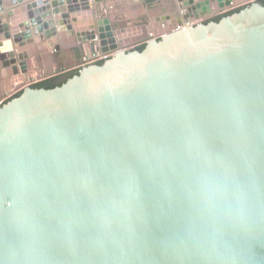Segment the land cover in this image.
Masks as SVG:
<instances>
[{"label": "water", "instance_id": "95a60500", "mask_svg": "<svg viewBox=\"0 0 264 264\" xmlns=\"http://www.w3.org/2000/svg\"><path fill=\"white\" fill-rule=\"evenodd\" d=\"M3 1L0 44L16 46L0 52V76L11 68V83L28 79L35 51L92 39L54 17L62 0L46 1L42 24L34 0ZM86 1L62 12L94 20L92 1L103 0ZM179 1L192 17L209 1L213 13L233 6ZM96 21L114 42L110 19ZM42 31L47 47L31 40ZM0 264H264V5L0 105Z\"/></svg>", "mask_w": 264, "mask_h": 264}, {"label": "rangeland", "instance_id": "374dc122", "mask_svg": "<svg viewBox=\"0 0 264 264\" xmlns=\"http://www.w3.org/2000/svg\"><path fill=\"white\" fill-rule=\"evenodd\" d=\"M162 1L164 3L163 4L164 7H167V8L172 7L173 11L176 12L174 16L172 15V17H170L173 27L176 29L179 27L185 26V25H190V24L195 25L200 22H205L206 20H210L212 17L223 14L227 11H230V10H233L239 7H247L255 2H258V0H236V2L234 1V4L231 8H228L223 11L215 12L203 18L196 19L188 15V13L185 12L183 9L180 11L177 8L178 5H176L175 3L176 1L174 0H162ZM147 4L151 5V3H147ZM114 7L115 6H111V9H108L106 13L103 14V16H106L107 18L110 19L114 34L117 36L118 41L120 43V47L123 48L124 51H132L137 46L141 44H146L149 40L159 39L163 34H166L168 30H171L170 28H168L167 23L169 21L167 19H163L160 17L157 19H154L153 17H151L150 15L151 12L149 11L151 7L148 9V11H146L145 9L146 5L144 4V2H143L144 8L143 7H138V8L128 7L125 9H119L118 8L119 5L116 6V8ZM152 8L160 9L161 7L152 6ZM94 12L95 14L97 13L96 11ZM160 13L161 12H158V14ZM96 15H99V14H96ZM158 21L165 22L167 25L162 24L160 27H157L156 30L158 31V33L155 34L154 33L155 29L152 27V23L158 22ZM145 26L148 28V31L150 30L149 33H147L146 37L143 36V30H142V28ZM132 27L138 28V33L140 34H137L136 36L132 35V37L122 36L124 31L126 32ZM81 44L82 43L78 42L77 45L71 46L68 48H63L62 46L57 52H55V54L53 50L49 52L47 51L46 48L35 51L33 54L34 55L33 57H35V61L32 58H28L27 62L29 64L34 63L36 67H38V69H36V71L34 70L32 73H29L28 79H25L24 77L19 78V76H21L19 75L15 77L14 81H12L11 83L12 85L1 87L2 89L0 88V91L1 90H4V91H1V94H0V105L4 100L12 97L16 92L20 90L23 91L26 87L30 86L31 84L37 81L57 75L62 72L64 73L66 71H69L75 68H83L85 66L92 65L97 60L110 56V55L103 56L99 53V51H96V50L95 51L91 50L90 52H87L86 54V52L82 50ZM52 59H55L56 61L60 59V61L62 62L60 65L62 67L61 70L58 67H56L53 70L52 67L48 66L49 62ZM63 67H66V68H63ZM5 73L6 74L8 73V75H10L8 70L4 71L1 73L2 76H0V80L3 81V78L4 79L8 78V77H4Z\"/></svg>", "mask_w": 264, "mask_h": 264}, {"label": "bare ground", "instance_id": "6f19581e", "mask_svg": "<svg viewBox=\"0 0 264 264\" xmlns=\"http://www.w3.org/2000/svg\"><path fill=\"white\" fill-rule=\"evenodd\" d=\"M62 1H61V3L57 4L56 7H55L57 10H59V13L57 14V16L54 15L55 18L58 17L59 19H62V21L64 23L69 22V23H71V25L73 27H74V24H76V26L78 28L77 31L79 30L78 31V34H79L80 38H82V39L92 38V39L97 40L98 45L100 46V54L101 55H103V56L111 55V54H114L115 55V54H119V53L122 52L123 48L120 47V43L118 41L117 36L114 34V31H113V35H114V38H115V41L114 42L116 44H114V42H112L111 38L109 37L108 32L106 30V26H105V24L103 22H99V25H98L96 19L94 18L95 21L94 20H91V18L89 16H87L88 15V12L82 11V9H79V10H76V11L72 12L70 16L69 15L66 16L64 14L65 12H62V10L64 8L67 9L68 6L78 5L81 2L82 3L83 2H87L86 0H83V1L82 0H62ZM185 1H187V0H185ZM230 1L231 2L226 3L225 0H222L223 6H222L221 9H225L227 7H230L231 5L234 4V1L235 0L234 1L233 0H230ZM1 2H2L1 7L3 9H5L3 12H0V16H3V15H6L7 14V9L5 7L4 1L2 0ZM6 2H9V4L11 5V3L13 2V0H8ZM198 2H200V1H198ZM18 7L19 6H17L16 8H18ZM36 7L38 9L43 8L44 10H42L41 12L44 14L43 16H45L44 18H42L40 15L39 16H36L34 18V20H36L37 17L39 18V21L36 20L37 24H42L43 23V19H49L50 17H52L48 13V12L51 13V10H52V8L49 7V3L44 2L43 4H39L38 2H36ZM217 8H218L217 5L216 6H212V3L209 1V9L210 10L208 9L207 12H205V13H203V12L202 13H198V15L195 16L194 18L197 19L199 17H203V16L205 17L207 15H211V14H213V12ZM5 12H6V14H5ZM62 21H58V22L60 24H63ZM190 25H192V24H190ZM168 28H170L171 30L176 29L174 27H169V26H168ZM137 30H138V28H137ZM171 30H168L167 32H169ZM37 31H39V30L37 29ZM130 32L134 36H136L137 34H139V33H136V29H130V30H127L126 32L124 31L123 34H122V36L130 37ZM21 33L24 34L23 32H21ZM27 33H31V31L30 32H27ZM11 35H12V31H11ZM44 35H45L44 31H42L40 34L37 33L36 36H34L33 39H32V36L29 34V36H31V40H33L34 44H38L39 43V46L40 47H47V46H49L48 45V42H50L51 39H46ZM132 35H131V37H132ZM12 40H13L12 36H11V39L4 40L0 44V52L4 53V52H8L9 50H12V48L16 46V44H14L12 42ZM29 41H30L29 39L24 40L23 41V43H24L23 46H26L27 43H29ZM5 42H7V45H5ZM36 48L39 49L38 47H36ZM25 71L29 73L28 67H27V70H25Z\"/></svg>", "mask_w": 264, "mask_h": 264}, {"label": "crops", "instance_id": "0c3cea01", "mask_svg": "<svg viewBox=\"0 0 264 264\" xmlns=\"http://www.w3.org/2000/svg\"><path fill=\"white\" fill-rule=\"evenodd\" d=\"M30 1H33V0H23V2H22V4H16V5H13L12 7H11V9H13V8H16L17 6H19V7H23V6H25V4H27V3H29ZM34 1H36V2H38L39 4H43L44 2H46L47 0H34ZM110 1H112V0H103L101 3H95V2H93L92 1V8H94V11H96L97 12V10L96 9H98L99 10V13L97 12L96 14H99V15H96V14H94L95 15V19H98V18H101V17H106V16H103V14L104 13H106V11L108 10V9H111V7H108L107 6V3H109ZM114 1H116V0H114ZM117 1H121V0H117ZM124 1V3H122V4H120L119 5V9H125V8H128V7H136V8H138V7H143V2H144V4L146 5V7H145V9H146V11H148V9L150 8V15H151V17H153L154 19H157V18H163V19H167V17H172V15L174 16L175 15V13L176 12H174L173 11V8L172 7H170V8H167V7H164L163 6V1L162 0H153L152 2H149V1H147V0H123ZM146 1H147V3H151V5H148L147 3H146ZM174 1H176L175 3H176V5H178L177 6V8L181 11L182 9H183V7H182V3L179 1V0H174ZM140 5V6H139ZM152 6L154 7H158V6H160L161 8L160 9H157V8H152ZM114 8H116V7H114ZM144 8V7H143ZM178 9H176V10H178ZM101 12V13H100ZM158 12H161L160 14H158ZM95 13V12H94ZM102 14V15H101ZM101 15V16H100ZM111 23V22H110ZM95 41V42H94ZM93 43H94V45H93ZM82 45V50H84L85 52H86V54H87V52H90L91 50L93 51H99V53H100V46L98 45V42H97V40H93V39H90V41L89 42H87V43H82L81 44ZM54 52V54H55V52H57V51H53ZM61 61H60V59L59 60H55V59H52L50 62H49V64H48V66L49 67H52L53 68V70L56 68V67H58L60 70H61ZM57 64V65H56ZM63 68H66V67H63ZM10 70H11V68H9ZM9 69H7V68H3V70L1 71V72H4V71H9ZM28 69H29V73H32L34 70L36 71V69H38V67H36V65L34 64V63H31V64H29L28 63ZM67 70V69H66ZM10 73H11V71H10ZM4 77H8V78H3V81H1V85H0V88L1 87H6V86H10V85H12L11 84V81H10V77H9V75H8V73L6 74H4ZM20 77H22V76H19V78ZM16 86V85H15ZM2 89V88H1ZM1 91H4V90H1Z\"/></svg>", "mask_w": 264, "mask_h": 264}, {"label": "trees", "instance_id": "16d2710c", "mask_svg": "<svg viewBox=\"0 0 264 264\" xmlns=\"http://www.w3.org/2000/svg\"><path fill=\"white\" fill-rule=\"evenodd\" d=\"M148 1L149 2H152L153 0H148ZM258 3L264 5V0H258ZM243 8H245V7L235 8V9L230 10V11H227V12H225L223 14L214 16L210 20H206L203 23H208L210 21H216V22H218L222 17H225V16L231 15V14H233L235 12H238V11H240ZM145 45L146 44H141V45L137 46L134 50H140L141 51V50L144 49ZM107 58H109V57H106V58H102L100 60H97L94 64L101 65ZM81 69L82 68H75V69L66 71L64 73L63 72L62 73H59L57 75H54V76H51V77L42 79L40 81H37V82L31 84L29 87L34 88V89H37V88H47L48 89V88H53L55 86H59L62 83H64L68 78L72 77L73 75L78 74ZM22 92H23L22 90L16 92L12 97L4 100L1 103V105L6 104L12 98H15V97L20 96Z\"/></svg>", "mask_w": 264, "mask_h": 264}, {"label": "flooded vegetation", "instance_id": "af4514ba", "mask_svg": "<svg viewBox=\"0 0 264 264\" xmlns=\"http://www.w3.org/2000/svg\"><path fill=\"white\" fill-rule=\"evenodd\" d=\"M194 16V15H193ZM208 16V15H207ZM204 17V16H203ZM199 18H202V17H199ZM136 33H138V30L136 29ZM140 34V33H139ZM130 35H132L131 34V32H130ZM131 37V36H130ZM109 43V42H108Z\"/></svg>", "mask_w": 264, "mask_h": 264}, {"label": "clouds", "instance_id": "9594fccd", "mask_svg": "<svg viewBox=\"0 0 264 264\" xmlns=\"http://www.w3.org/2000/svg\"><path fill=\"white\" fill-rule=\"evenodd\" d=\"M5 45H7V42H5Z\"/></svg>", "mask_w": 264, "mask_h": 264}, {"label": "built area", "instance_id": "2783aa9c", "mask_svg": "<svg viewBox=\"0 0 264 264\" xmlns=\"http://www.w3.org/2000/svg\"><path fill=\"white\" fill-rule=\"evenodd\" d=\"M203 18V17H202Z\"/></svg>", "mask_w": 264, "mask_h": 264}]
</instances>
